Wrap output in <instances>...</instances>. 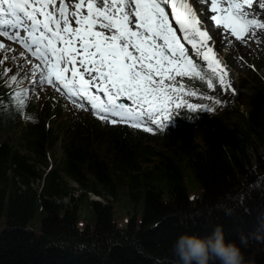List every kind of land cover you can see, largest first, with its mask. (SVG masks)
Segmentation results:
<instances>
[{"label": "trees", "instance_id": "obj_1", "mask_svg": "<svg viewBox=\"0 0 264 264\" xmlns=\"http://www.w3.org/2000/svg\"><path fill=\"white\" fill-rule=\"evenodd\" d=\"M235 126L199 140L183 127L180 139L169 136L172 150L156 154L160 159L148 168L122 141L128 134L106 156L92 150L85 130L79 138L86 144H65L58 166L49 161L57 133L43 124L31 130L23 150L0 142V264H177L173 242L181 232L207 235L216 225L225 237L255 231L246 223L259 217L264 182L255 177L249 148L256 141L264 146V115ZM184 166L201 189L196 200L190 199ZM122 192L135 213L118 228L114 213ZM236 242L246 259L264 264L263 229L251 242Z\"/></svg>", "mask_w": 264, "mask_h": 264}, {"label": "snow or ice", "instance_id": "obj_2", "mask_svg": "<svg viewBox=\"0 0 264 264\" xmlns=\"http://www.w3.org/2000/svg\"><path fill=\"white\" fill-rule=\"evenodd\" d=\"M127 2L131 4L128 11H124V0L112 11L117 0H87L86 5L85 0H77L73 11L75 27L65 14V0H59V15L49 9L56 0H0V16L11 14L15 17L22 11L31 21V28L40 30V39L34 40L33 54L45 60L49 83H53L54 76L55 81L62 82L70 92L86 98L98 114H103L104 120L138 122L137 127L150 123L152 127L147 130L152 132L157 125L165 127L170 117L177 114L176 110L183 107L179 101L183 89L164 84V78L172 80L175 74L205 78L201 66L182 40L191 45V52L197 57L203 56L213 74L218 72V62L210 55L211 48L201 51L206 46L204 40L208 32L202 30V24L198 26V18L187 0ZM97 3L103 6H96ZM245 4L251 5L252 0H227L226 7L220 9L221 14L211 19L218 26L230 28L236 36H242L252 25L264 27V22L248 15ZM85 6L87 14L81 11ZM169 6L182 36L170 21ZM217 7L218 0H212L213 10ZM133 11L135 16L130 15ZM4 23L0 19V25ZM4 35L8 36L9 32L5 31ZM12 39L22 38L17 32ZM77 62L83 71L78 70ZM69 65L71 76L66 75ZM85 73L90 79H85ZM154 77L159 79L154 80ZM44 79L42 74L38 82ZM217 79L224 83L222 75ZM92 82L103 92H94ZM208 87H213L211 79ZM11 96V103L17 109L28 102L24 89L12 92ZM119 97H127L131 103H124ZM174 100L177 101L175 105ZM201 108L207 109L204 105L187 104V109Z\"/></svg>", "mask_w": 264, "mask_h": 264}, {"label": "rangeland", "instance_id": "obj_3", "mask_svg": "<svg viewBox=\"0 0 264 264\" xmlns=\"http://www.w3.org/2000/svg\"><path fill=\"white\" fill-rule=\"evenodd\" d=\"M191 1L195 2L196 0H191ZM76 2L77 0H74L73 3L71 4V14H70L71 17L69 18L73 27H75V18L73 16V11L75 9ZM201 2L202 1L199 2L198 0V3ZM86 3L87 0H85V5ZM116 7L117 6H115V8H113L112 11H115ZM130 7L131 4L124 2L125 11H128ZM255 8H258V6H256ZM49 9L53 10L52 4L49 5ZM81 11L87 14L86 6L81 8ZM196 11L198 14H200L204 12V9L202 6H198L196 7ZM211 11H212L211 9L208 11L206 16L207 19L204 18L202 20L198 17V19L202 23V30L208 32V37H206L204 40V44L206 46L203 47L201 51L202 52L207 51V49L211 48L212 46L211 48L212 51L210 55L212 56L214 61L218 62V72L215 75L217 77L220 75L219 73L224 74V77L228 80L227 86H230V91H224L222 87H220V90H216L212 87L209 88L208 80L206 81V86H207L206 90H202L199 88H194L192 87V85H190L189 87L188 83L183 84V82L180 80L175 82V78L172 80L168 79L167 77L164 78V84L172 85L175 88L183 89V91L179 94V101L184 102L185 104L192 103V104L204 105L207 107L208 110L207 109L203 110L201 108L202 112H200L197 116L198 123L196 124L195 128L198 131V133L195 132V136L198 138V140L202 139V134H203L202 130L206 129V127L210 126L209 131L212 132H218L219 130H225V129L231 131L235 129L236 124L243 125L246 122V120H249L251 118V116H253L254 119L256 120L259 117H261V114L264 115V27L258 31L257 33L258 35L256 34L254 37H252L251 34L248 37L247 42H245V44H248V46L251 47L249 48L251 49V51L240 48L238 46H236L234 49L232 47L235 46L234 42L233 40L228 41V39L225 38V34H227L225 31L219 32L218 30H216V28L213 25L212 26L207 25V23L212 21L211 17L213 15H216L213 14ZM193 12L195 13L194 9ZM130 15L135 16V13L131 12ZM96 27L99 28L100 26L97 25ZM227 32L230 33V31ZM213 34L215 36H220L221 38L216 41L215 40L211 41V37L213 36ZM1 40L6 41L4 39ZM1 40H0V53H2L3 55H7L9 58L13 60L21 59L23 62V66L25 68L24 70L25 72L27 70L29 74L31 73L30 75H33L37 73L39 70H43V68H41L37 63H32L33 65L31 64V60H34L32 56H30L29 60L24 57L27 55L22 51L23 48H21L18 44L12 43V45H10ZM217 41L218 43L216 46H219V48L215 46V42ZM220 41H223L221 45H219ZM182 43H184L185 48L189 50V54L193 56L196 62L200 57L203 58L202 55L197 57L195 53L191 52V45H189L187 41L185 43L182 40ZM238 56H241L244 59L241 58L240 60ZM204 63L205 65H207V61H204ZM77 64H78V69H80V71H83V67L79 65V62H77ZM31 65H32V69L31 71H29ZM45 75H47L46 71H45ZM85 78L90 79L87 73H85ZM154 79L158 80L159 77H154ZM38 81L39 79L35 78L34 90L37 92H39V88H40V83ZM96 86L98 85L96 84ZM44 87L45 86H42L41 88V90L43 91V95L48 96L51 101L58 104L61 108H64L66 110L64 114H67V112L69 111L72 112L75 118L81 119L79 123L81 121L88 119L86 117L87 116L86 112L79 111L73 108L72 106H70L69 104L61 102L60 99L62 98V95L59 92L55 91L50 94L49 92H47L46 89H44ZM97 88L103 92V90L99 86ZM193 93H196V95H193ZM235 100L239 102L238 103L239 105L237 106L238 110L234 109L233 111L227 114H225L224 112L218 116H215L216 117L215 120L209 117V114H213L214 111L224 108L225 103H231ZM176 103L177 101L174 100L173 104ZM193 110H198V109H193ZM172 120L173 117L169 122H171ZM20 124L22 125L14 124L13 126L15 127H13L11 130H8L2 140L7 141L9 143H15L18 146H20L21 149L23 150L26 139L27 138L29 139V135L27 134L29 129L26 127L28 124H24V123H20ZM50 124L59 126L58 122L56 123L51 121ZM130 139L131 138L126 139V143H131ZM115 140H120V136L115 134H107L105 131V133L99 138V140L96 139L97 145L94 146L92 150H97V152L101 153L102 155L111 156L113 152L110 151L111 150L110 147L115 142ZM254 142L255 141H253V143ZM255 143H257V147L251 146V148H249V155L252 157L253 164L257 163L256 160L258 161V156H261V158L264 159L263 142L256 141ZM130 146L136 148V153H138V159L142 161V166L146 168L150 167L152 164H154L155 161L160 159V156L156 154H158L159 152L168 153L172 150V143L166 139L159 137L154 138L153 141L149 140V142L144 143L143 148H140V145L136 147L134 144L132 145L129 144L127 147ZM63 157H64V152L62 150V143L58 141L50 151L49 161L55 166H58ZM183 168H184V173L186 174V182H187L186 184H188L187 186L190 194L196 193L200 195L201 189L197 190L198 186L196 185L190 171L186 166H184ZM263 168H264L263 163L261 164V166H259V164L257 165L258 170H261ZM261 173H262L261 176H263L264 172ZM90 195L92 198H97L92 194ZM121 196H124V198L121 197L123 200L120 199L118 205H116L115 213H114L115 214L114 221L118 227L125 228L128 226L129 217L134 215L135 209L134 207L126 204L125 198L127 196H125L123 192L121 193ZM262 203L263 205L261 206L260 212L257 215L259 217H257L256 221L253 222V220L252 221L250 220V222L246 223V225L252 224V226H256L255 228L256 233L255 231L250 230V228L249 229L247 228L245 229L247 230L246 231L247 234L244 236L233 234L226 236L225 238L227 240H234V241L243 240L246 242H251V240H255L256 237H260V232L262 229L264 232V211H263L264 201H262ZM232 211H226L225 215L232 214ZM84 215L86 214L84 213ZM84 215H82V217H85ZM239 219L240 218L233 217L232 220L237 221ZM37 221H38L37 226H39V216L37 218ZM258 225L260 227H258ZM80 226H82V222L80 223Z\"/></svg>", "mask_w": 264, "mask_h": 264}, {"label": "clouds", "instance_id": "obj_4", "mask_svg": "<svg viewBox=\"0 0 264 264\" xmlns=\"http://www.w3.org/2000/svg\"><path fill=\"white\" fill-rule=\"evenodd\" d=\"M177 264H255L246 259L240 244L227 240L222 225L207 235L181 232L173 242Z\"/></svg>", "mask_w": 264, "mask_h": 264}, {"label": "bare ground", "instance_id": "obj_5", "mask_svg": "<svg viewBox=\"0 0 264 264\" xmlns=\"http://www.w3.org/2000/svg\"><path fill=\"white\" fill-rule=\"evenodd\" d=\"M199 2H200V1H199ZM187 3H188V5L191 6L189 0H187ZM205 4H206V7H210L208 2H205ZM191 10H192V12H193V7H192V6H191Z\"/></svg>", "mask_w": 264, "mask_h": 264}]
</instances>
